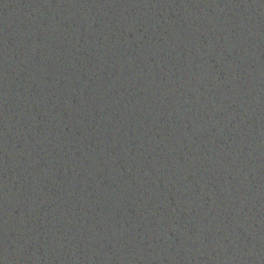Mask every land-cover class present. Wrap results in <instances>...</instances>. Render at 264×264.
<instances>
[{
	"label": "water",
	"instance_id": "95a60500",
	"mask_svg": "<svg viewBox=\"0 0 264 264\" xmlns=\"http://www.w3.org/2000/svg\"><path fill=\"white\" fill-rule=\"evenodd\" d=\"M0 264H264V0H0Z\"/></svg>",
	"mask_w": 264,
	"mask_h": 264
}]
</instances>
